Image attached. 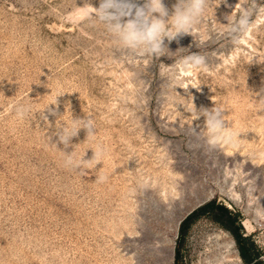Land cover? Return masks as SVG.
Listing matches in <instances>:
<instances>
[{"label": "rangeland", "instance_id": "rangeland-1", "mask_svg": "<svg viewBox=\"0 0 264 264\" xmlns=\"http://www.w3.org/2000/svg\"><path fill=\"white\" fill-rule=\"evenodd\" d=\"M101 2L0 0V264H264V0H204L158 50L122 39L117 5L148 0ZM192 2L138 28L171 31ZM212 199L240 214L253 262L209 214L181 233Z\"/></svg>", "mask_w": 264, "mask_h": 264}, {"label": "clouds", "instance_id": "clouds-1", "mask_svg": "<svg viewBox=\"0 0 264 264\" xmlns=\"http://www.w3.org/2000/svg\"><path fill=\"white\" fill-rule=\"evenodd\" d=\"M204 0H193L190 8L182 13H177L172 20V30H166V26L164 22L156 17H153L150 22L146 24L143 30L138 28V22L141 17H144V20L147 21L148 17L144 15L145 8H147L149 15L152 13H159L160 16H164L167 14V9L163 4V0H148V3L141 7L138 6L135 2L126 3L123 5H117V7L127 8L126 12H122L121 14L126 17V21L124 24L122 39L128 45H135L136 43H152L153 50L159 49V41L167 36L169 42L177 39L178 34H192V25L194 17L200 15L203 11ZM108 7V4L104 3L103 0L100 4L99 8L95 9V14L103 15L104 9ZM178 7V5H177ZM259 8H264V6H258ZM240 23L242 25H247V19H241ZM185 64L192 68L202 66L203 60L199 57L190 58L189 61H186ZM28 108L25 106L17 107V115L20 117L25 116L28 112ZM208 126L215 127L212 125L211 121L206 122ZM80 123L73 121L71 126L64 127V133L61 136V140L65 143L68 142V139L77 134V131L80 127ZM87 126V125H86ZM229 136H233L232 133ZM104 154V149L100 146H97L95 158L93 160L96 163L100 162V158ZM88 161L87 163L92 162ZM85 162L82 158L76 159L74 155L66 156L65 166L66 167H79L84 165ZM105 179L104 176H100L99 180L103 181Z\"/></svg>", "mask_w": 264, "mask_h": 264}, {"label": "trees", "instance_id": "trees-1", "mask_svg": "<svg viewBox=\"0 0 264 264\" xmlns=\"http://www.w3.org/2000/svg\"><path fill=\"white\" fill-rule=\"evenodd\" d=\"M201 214L211 215L215 221L222 224L234 234L239 245L240 254L246 262L251 263L255 260L254 254L251 253L254 244L251 243L248 238L244 237L240 231V226L238 224L241 219L240 214L234 213L224 204L218 203L216 199L206 202L188 215L180 225L181 233L185 234L189 229L191 222Z\"/></svg>", "mask_w": 264, "mask_h": 264}, {"label": "water", "instance_id": "water-1", "mask_svg": "<svg viewBox=\"0 0 264 264\" xmlns=\"http://www.w3.org/2000/svg\"><path fill=\"white\" fill-rule=\"evenodd\" d=\"M201 205H202V204H201ZM195 209H196V208H195ZM195 209H193L191 212H189V213L187 214V216L190 215ZM187 216H185V218H186ZM185 218H184V219H185ZM184 219L181 220L180 225H181V223H182V221H183Z\"/></svg>", "mask_w": 264, "mask_h": 264}, {"label": "bare ground", "instance_id": "bare-ground-1", "mask_svg": "<svg viewBox=\"0 0 264 264\" xmlns=\"http://www.w3.org/2000/svg\"><path fill=\"white\" fill-rule=\"evenodd\" d=\"M239 176V175H238Z\"/></svg>", "mask_w": 264, "mask_h": 264}]
</instances>
